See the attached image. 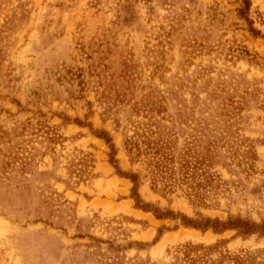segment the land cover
<instances>
[{
    "label": "rangeland",
    "instance_id": "1",
    "mask_svg": "<svg viewBox=\"0 0 264 264\" xmlns=\"http://www.w3.org/2000/svg\"><path fill=\"white\" fill-rule=\"evenodd\" d=\"M250 2L0 0V264H264Z\"/></svg>",
    "mask_w": 264,
    "mask_h": 264
},
{
    "label": "trees",
    "instance_id": "2",
    "mask_svg": "<svg viewBox=\"0 0 264 264\" xmlns=\"http://www.w3.org/2000/svg\"><path fill=\"white\" fill-rule=\"evenodd\" d=\"M243 3H244V6L239 10V14L240 16L244 17V16H248V13L250 12V9H251V2L250 0H243ZM246 20L248 22H250V19L249 18H246ZM251 32L255 35H260V31L254 29V28H251ZM110 143V141H108ZM128 144H130L131 148L129 149V152H133L134 149H139L138 145H135L134 142H131V141H127ZM112 148H114V145H112ZM139 151V150H138ZM141 153L139 151L138 154H136L137 157H140ZM112 163L113 162H116L115 161V158L113 157L112 158ZM132 180L133 182H136V180L132 177ZM192 223L188 224V225H191ZM218 224V223H217ZM197 226V225H195ZM214 228L215 231H223V230H226V229H236V228H239L240 230V233L244 234V235H248V234H251V233H254L256 230H262L261 233L264 234V225L262 226H258L256 224H249V223H246V222H239V223H236V224H233V223H222V224H218L215 225V224H212L211 221L209 220V222L207 223V225L204 226V228H208V227H211ZM198 227H201V226H198Z\"/></svg>",
    "mask_w": 264,
    "mask_h": 264
}]
</instances>
